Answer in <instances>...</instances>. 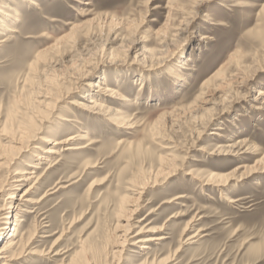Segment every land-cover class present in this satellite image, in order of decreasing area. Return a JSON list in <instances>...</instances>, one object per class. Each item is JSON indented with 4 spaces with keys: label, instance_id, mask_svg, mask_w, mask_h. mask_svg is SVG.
Masks as SVG:
<instances>
[{
    "label": "rangeland",
    "instance_id": "obj_1",
    "mask_svg": "<svg viewBox=\"0 0 264 264\" xmlns=\"http://www.w3.org/2000/svg\"><path fill=\"white\" fill-rule=\"evenodd\" d=\"M34 1L37 6L0 0L2 21L17 31L8 33L0 27V39H7L0 44V126L31 90L24 80L47 69L38 62L32 69V64L48 53L51 78L57 76L62 85L61 89L51 85L53 99L56 95L61 99L47 112L69 122L51 118L41 136L61 140L87 135L88 141L75 143L87 146L85 150L51 155L50 163L61 162L44 173L48 162L36 159V150L6 166L9 154L4 149L12 137L0 134V188L10 181V171H31L28 165L33 163H41V169L33 170L35 175L44 176L29 200L37 201L56 182L66 187L27 205L33 213H20L25 218L19 233L36 231L35 243L12 264H77L78 255L97 264H116L120 259L121 264H143L163 260L176 250L167 264H264V170L255 165L264 151V111L258 110L264 99L257 96L258 90L264 91V43L258 37L259 33L264 37V0ZM6 12L18 13L19 22L4 20ZM185 28L187 32L181 33ZM202 35L209 40L199 42ZM237 51L244 63L239 79H233L238 69L230 60ZM74 66L89 71V77L76 82ZM172 70L185 81L176 82ZM219 71L229 80L217 78ZM206 80L211 81L209 87L202 86ZM90 81L113 86L128 100L114 108L132 120L133 129L118 128L106 116L71 104H86L96 95V89L87 87ZM239 141L244 144L240 152L250 148L246 154H212ZM34 144L42 149L52 146L40 140ZM252 146L258 152H252ZM159 157L168 162L160 165ZM86 162L96 168L85 170ZM251 169L255 172L249 173ZM209 174L226 177L225 184H205ZM94 180L102 184L89 190ZM31 184L11 191L13 200L5 201V188L0 207L7 201L17 203ZM225 195L237 202L228 203ZM123 197L128 203L121 209ZM177 197L182 198L162 205ZM13 221L11 215L5 236ZM146 223L155 231L145 237L167 239L142 250L131 243ZM189 223L190 230L182 235ZM41 224L50 227L41 229ZM131 224L128 242L122 243L116 237ZM62 228L66 233L53 249L64 256L28 254L50 249ZM199 230L200 237L181 244ZM83 248L87 252H81ZM111 250L120 254L111 255Z\"/></svg>",
    "mask_w": 264,
    "mask_h": 264
},
{
    "label": "bare ground",
    "instance_id": "obj_2",
    "mask_svg": "<svg viewBox=\"0 0 264 264\" xmlns=\"http://www.w3.org/2000/svg\"><path fill=\"white\" fill-rule=\"evenodd\" d=\"M24 1L30 3L31 5L37 6L36 1H34V0H24ZM0 8H2V7L0 6ZM262 10H264V5L262 6ZM0 14H1V12H0ZM3 16H4V20L8 19V21L10 20V22L12 21V23H13V21H14V23L19 22V14L16 12L15 13L13 12V14H12V12L11 13L6 12V13H3ZM207 16H206V18H207ZM223 25H224L223 23L222 24L218 23L216 26L220 27ZM0 27H2L4 30L6 29V31H8V33H17L16 29L13 26H10L8 28L4 24V22L2 21L1 17H0ZM187 29L188 28H185V29L181 30L180 32L185 33V32H187ZM261 34L262 33H259L258 37H260V39L263 40V43H264V39H263L264 37H262ZM206 40H209L208 37L202 35L198 41L199 42H205ZM5 42H7V39H5V38L0 39V44H3ZM144 42H145V40H142L139 44L144 43ZM241 53H240V51L235 52L233 54L231 60H230L232 63H234L235 67L238 69V72L231 76L233 79L234 78L239 79V77L241 75V73H239V72L241 71L242 63H244V56ZM111 56H114V55L111 54ZM72 58H74V56ZM40 61H42V62H40ZM187 61H191V59H187ZM37 62L43 64L45 66V68H47V69L43 70L42 72L36 73L35 74L36 77H33L31 79L27 77L24 80L25 84L29 83L31 85L30 86L31 90L29 92H27L26 97L21 101L19 109H16L14 111V113L12 111L8 112L7 123L4 124L3 126H0V134H1V136H4L5 135L4 133H7L12 137V138H9L10 139L9 142L11 145H9L8 148L4 149L7 153V155L9 154L8 158L6 157L7 160H5L6 161L5 165L7 164L8 166L9 165L11 166L15 163V161L18 159V157H20V155L22 153L29 152L31 150L32 151L36 150L35 153H37V151L41 152V154L39 152H38V154H36V159L44 160V161L46 160V162H48V164L45 163L46 168L43 171L44 173H47V172L51 171L52 169H54L56 166H58V164L61 162V159H60V160H56V161L50 163V160H51L50 158L52 156H54V155L59 156L60 150L66 151V152L67 151L85 150L87 148V146H84L81 143H78V144H75V143L81 142L83 140L88 141V139H86L87 135L86 136H80V137L70 136V137H67V138L61 139V140H50L48 138L41 136L42 133H44V131H45V124H47L51 118H54V119L57 118L58 120H61L64 122H69V121H67V119H65L63 117L62 118L53 117L52 113H50V114L48 113L49 112L48 108H50V107L52 108L54 105H56L55 103H57L58 100L61 99L59 96V99L57 100V95L53 99L54 93H52V91H51V85L56 89H61V85H62L60 82H57V79H58L57 76H53L51 78V57L48 55V53L40 54L39 56L36 57L35 62H33L32 69H34L36 67L35 64H37ZM53 63H55V62H53ZM79 67H78V69L75 67L78 71L76 74L77 78L75 79L76 82L78 80L84 81L89 77V71L83 70L82 67H80V68ZM177 72H178L177 70L170 71V75L172 76V78L176 82L177 81H182V82L185 81V78H183L182 75H179V73H177ZM74 74H75V72H74ZM217 78H221L223 81H226V79H227L224 77L222 71H219V74H217ZM232 78H231V81H232ZM214 79H215V77H214ZM228 80L229 79H227V81ZM210 83H211L210 80H206L202 86L209 87ZM139 86L141 88H143L142 83L139 84ZM87 87L91 88V89H96V95H93L92 97H90L87 100L86 104L80 103V102H73V103H71L73 106H75L77 108H81L84 112H87L88 114L103 115L104 117L106 116L107 120L110 119L111 122L113 121V124L117 125L116 123H118V128H121L124 130L133 129L134 123H132V120H130V118L127 117L125 114L120 113V111H118V109L114 108V106L117 105L118 102H123V103L125 102L126 103V102H128V100L125 97H123L121 94H119L117 91H115L113 86L112 87L108 86V85L101 86V85H98V84L90 81V82H88ZM257 96L260 97V100L264 99V91L258 90ZM51 101H53V102H51ZM212 105L217 106V104H215V103ZM258 110L264 111V101L262 103V107H259ZM221 114H223V113H221ZM14 121L16 122V126L14 125ZM198 127L203 128V126L201 124H198ZM198 134H200V132H198ZM39 140L42 141V143H44V144H45V142L50 143L52 146L50 148L42 149L40 146H37L36 144H34V142L39 141ZM89 144H92V143L90 142ZM65 146H67V147H65ZM243 148H244V144L241 141H239V142L229 144L227 146H221V147L215 149L214 152H212V154H217V155L233 154L234 156H236V155L239 156V155L246 154L248 152V150L250 149L249 148L248 150L246 149L245 151L240 152V150ZM251 150H253L252 152H254V153H255V151L258 152L257 147H255V146H252ZM0 152H1V150H0ZM260 154H261V158L255 162V165L260 166L262 168V170H264V151H262ZM158 161H159L160 165H164L168 162V160H164L161 157L158 158ZM40 165H41V163H35V164L33 163V165H28V167L30 168L31 171H25L23 169L16 170L14 172L10 171L9 172V174H10L9 180L10 181H7L6 184L4 186H2V188H0V193L3 190H5V188H7L6 191H8V193L6 195L7 197H6L5 201L6 200H13L15 198V196L13 193H10L11 191L14 192V191L22 188V186L25 183L32 182V184L30 186L25 188L20 193L18 199H16L17 203H12V202L7 203L8 201L7 202L4 201L5 203L0 207V264H12L14 261L18 260L22 255H25L27 250L30 248V246L33 243H35L34 237L36 235L35 234L36 231H34V232L27 231L25 234L19 233L20 227L18 225L21 224V222H24L23 218H25L23 216V214L21 215L20 213L21 212H24L25 214L33 213L32 210H29L30 208L27 207V205L37 204L41 200H43L46 196H48L50 194L52 195V194L56 193L58 190L66 188V187L60 186L61 183L59 181V182H56L53 186H51V188L48 189L47 192H45L40 197V199H38L37 201L29 200L28 197L33 193L34 190L37 189L36 186L39 184L40 180L42 179V176H44V173L40 176H36L35 175L36 173L33 171V170L41 169ZM93 168H96L95 163L86 162L84 165L85 170H90ZM252 172H255V170L251 169L249 173H252ZM204 181L206 182L205 184H214V185L216 184V186L220 187V186H223L222 184H225L226 177L218 176V175H214V174H209L204 178ZM101 182H102L101 180L92 181L88 187L89 190H92L93 188L100 186L102 184ZM68 186H70V185H68ZM139 195H141V193ZM179 198H182V197H177L173 200L164 201V202H162V205L171 204L173 201L178 200ZM224 200L230 204L237 202V200L231 198L228 195L224 196ZM127 203H128V198L123 197L121 199L120 208L123 209L124 205H126ZM21 208H25V209H22V211H21ZM139 208H141V207L138 206V209ZM136 209H137V207H136ZM135 211L136 210H134V211L126 210V212H129V214H133ZM152 214H153V210L147 215V217L145 219H141V221H138V223L145 221ZM11 215H13L14 224H13V226H11V229H10L11 233L5 236L4 227L7 224L8 220L10 219ZM172 218H174V216L170 217V219H172ZM46 223H48V222H46ZM149 224L150 223H146L144 225V227L140 228L138 230V232L132 237V238H135L134 243H131L132 246L139 245L138 246L139 249L148 250L149 249V247H148L149 243L158 242V241L160 242V241L167 239V237L164 235L145 237L143 234L155 231V229L148 227ZM133 225L132 224L130 226L128 225L127 226L128 231H126V232L124 231V234L122 236H117L116 238H118V237L121 238L122 243L128 242L129 230ZM190 225H192V224L189 223L185 226V229L183 230L182 235L185 232L190 230V228H191ZM53 226H54V222L51 221V229L53 228ZM14 227H16V228H14ZM49 227L50 226L47 224L46 225H43V224L40 225L41 229L49 228ZM118 228H119L118 225H116L114 230H117ZM161 230L162 229H159V231H161ZM202 231L203 230H199L197 233H195L193 235L186 236L185 240H183L181 242V244L182 245L190 244L189 241L200 237L199 233ZM65 233H66V229L62 228V230L59 232L58 237L53 241L50 249H48L46 251L35 249V250L28 252V254L29 255H36L39 257L40 256L46 257L49 255V253H51V254L53 253L52 257H57V256L63 255L65 252L63 253V251H61V250L54 251L53 248L63 240ZM55 234H57V233L54 232V234H51V237H53ZM40 238H46V237H40ZM182 239H184V238H182ZM81 252H87V249L83 248ZM177 252H178V250L174 251L173 254H170L169 256H167L163 260L156 261L154 259L151 262L144 261L143 264H157V263L167 264V263H170L173 261L172 257L175 256V254ZM117 253H119V251L117 252V251L111 250V255H115ZM78 259H79V261H77L78 262L77 264H97L96 262L91 263L92 258H88L85 256L82 258V257H79V255H78ZM121 261L122 260L120 259V260H118L117 263L116 262H114V263L121 264L120 263ZM68 264H71V263H68Z\"/></svg>",
    "mask_w": 264,
    "mask_h": 264
}]
</instances>
